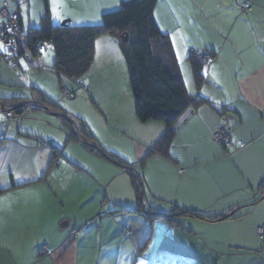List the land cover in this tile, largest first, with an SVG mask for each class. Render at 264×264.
<instances>
[{
    "label": "crops",
    "instance_id": "crops-1",
    "mask_svg": "<svg viewBox=\"0 0 264 264\" xmlns=\"http://www.w3.org/2000/svg\"><path fill=\"white\" fill-rule=\"evenodd\" d=\"M20 1L0 0V9L17 11L25 33ZM121 1L96 8L110 12ZM153 17L194 98L163 155L150 152L165 125L137 120L112 37L95 41L83 84L53 71V51L13 58L0 42V106L44 97L56 106H42L84 124L96 146L74 133L67 141L68 122L53 112L36 109L16 124L14 109L9 120L0 109V264H264L255 235L264 226V0H156ZM193 52L213 55L200 88ZM13 88L29 89L30 99L9 95ZM218 126L228 146L212 141ZM131 176L142 183L140 200ZM41 247L47 256H38Z\"/></svg>",
    "mask_w": 264,
    "mask_h": 264
},
{
    "label": "trees",
    "instance_id": "trees-1",
    "mask_svg": "<svg viewBox=\"0 0 264 264\" xmlns=\"http://www.w3.org/2000/svg\"><path fill=\"white\" fill-rule=\"evenodd\" d=\"M20 2L25 4L27 0ZM155 3L156 0H123L117 11L103 14L101 24L97 26H53L49 15L46 14L38 28L28 29L25 33L21 30L17 11L8 12L18 15V26L24 38V46L15 58L28 55L31 59H36L48 45L54 54L53 71L59 77L75 82L84 78L93 63L95 41L103 36L112 37L119 46L128 72L137 120L141 123L156 121L165 125L164 135L150 152L163 155L175 135L172 130L174 125L193 104L194 98L187 95L170 42L159 31L154 20ZM189 61L195 86L200 88L204 82V65L193 56ZM41 98L39 102L54 105L53 102L44 100V97ZM14 110L19 117L24 114V110L19 107ZM67 127V141H71L75 132H72L70 124ZM77 127L80 138L93 144L88 141L91 137L86 126L79 123ZM54 156L56 157V154ZM131 180L140 200L143 196L142 183L136 176H131ZM185 213L199 216L196 212Z\"/></svg>",
    "mask_w": 264,
    "mask_h": 264
},
{
    "label": "rangeland",
    "instance_id": "rangeland-1",
    "mask_svg": "<svg viewBox=\"0 0 264 264\" xmlns=\"http://www.w3.org/2000/svg\"><path fill=\"white\" fill-rule=\"evenodd\" d=\"M101 0H31L30 4L26 6V4H23V7H21L20 14H22L23 20H24V29L31 30V21H34L37 23V21L41 22V19L48 14L50 19L51 25L53 26H61L64 22L68 21L67 25L74 26V27H83V26H97L101 24V16L105 13H112L119 9V6L117 8H114L110 10V12H103V9H97V3H99ZM19 2H17L18 4ZM99 7V6H98ZM52 52V49L50 46H45L43 51ZM19 63L24 64L26 67V63L23 59L18 60ZM96 68V67H95ZM182 80L185 84H187V70L180 69ZM91 81V78H88ZM31 76L30 79L27 81L24 78L22 79V84L31 85ZM63 82H65L63 80ZM84 78H82L80 81H78L79 84H83ZM23 87V86H19ZM14 90H11V93L9 95H12L14 97H26L30 99L31 97V91L26 88H13ZM49 95H52L53 90H47ZM61 92V104L62 106L66 107L68 106L69 109H72L70 105L72 102L66 103V99L63 98V92ZM84 92V91H82ZM26 101L31 100H25L22 103H25ZM83 106V104L81 103ZM82 106L80 109H82ZM63 109V108H62ZM44 115L46 114L44 111H40ZM59 112V111H56ZM55 112V113H56ZM61 113V112H59ZM33 114V113H32ZM54 114V112H53ZM30 116V117H29ZM69 119L72 121V117L68 115ZM11 118H7L9 120ZM4 120V127H6V122H8L5 119V116H3ZM6 120V121H5ZM31 120V112H26L23 116H15L14 120H10L9 122H16V124H23L27 123ZM73 122V121H72ZM95 129L98 128V125L94 126ZM98 131V130H97ZM96 133V132H95ZM101 131L97 133V135H100L103 137V140L105 141L107 137H105L103 134H100ZM78 137V136H77Z\"/></svg>",
    "mask_w": 264,
    "mask_h": 264
},
{
    "label": "built area",
    "instance_id": "built-area-1",
    "mask_svg": "<svg viewBox=\"0 0 264 264\" xmlns=\"http://www.w3.org/2000/svg\"><path fill=\"white\" fill-rule=\"evenodd\" d=\"M247 8L246 4L241 6V10L244 11ZM0 19L2 20L0 23V42L4 45L8 53L15 58L21 48L24 46V38L21 36V31L18 26V15L17 14H10L6 7L0 10ZM191 56L195 57L201 64L206 65L213 59L212 54L208 53H198L193 52ZM63 97L70 98L71 94L64 91ZM41 107L40 103L37 101H26L25 103H21L19 106L20 109L24 110V113L34 111ZM0 109L4 111L7 118L14 117V110L13 108H3L0 106ZM54 112V111H50ZM23 116V115H21ZM73 126V130L76 134H78V130L75 128L74 122L71 124ZM212 141L220 145L222 147L228 146L230 144V136L229 132L221 126H218L214 133L212 134ZM89 145H93L88 143ZM56 165V164H55ZM129 232L127 229H123V234L127 235ZM75 234V232H74ZM255 235L259 238L260 241H264V226H260L256 228ZM40 257H44L48 255V249L46 247H42L38 252Z\"/></svg>",
    "mask_w": 264,
    "mask_h": 264
},
{
    "label": "water",
    "instance_id": "water-1",
    "mask_svg": "<svg viewBox=\"0 0 264 264\" xmlns=\"http://www.w3.org/2000/svg\"><path fill=\"white\" fill-rule=\"evenodd\" d=\"M68 24V21L67 22H64L63 24H61V26H66ZM126 39H127V37H125V40L124 41H126ZM43 109L45 110V111H54V110H51L50 108H45V107H43ZM56 112V111H55ZM54 112V114L55 115H57V116H59L61 119H63V120H65V121H67L68 122V124H72L73 122L71 121V119H69V118H67L68 116H66L65 114H62V113H59V112H56L55 113ZM76 136H79L78 134H76ZM77 139H79L80 141H82L83 143H85V141H83V140H81L80 138H77ZM85 144H87V143H85ZM89 145V144H88ZM90 147H92V148H96V146L93 144V145H89Z\"/></svg>",
    "mask_w": 264,
    "mask_h": 264
},
{
    "label": "flooded vegetation",
    "instance_id": "flooded-vegetation-1",
    "mask_svg": "<svg viewBox=\"0 0 264 264\" xmlns=\"http://www.w3.org/2000/svg\"><path fill=\"white\" fill-rule=\"evenodd\" d=\"M40 105H41V107L39 108V109H43V107L44 106H42V104L40 103ZM13 107V109H15V108H17V107H19V106H12ZM44 110V109H43ZM45 111V110H44ZM70 126H71V129L73 130V126L70 124ZM75 128L78 130V127L77 126H75ZM72 132H75L74 130L72 131ZM76 134V133H75ZM79 135V134H78ZM80 138V137H79ZM81 139V138H80ZM56 164V165H55ZM57 164H58V162L57 161H55L54 163H53V165L54 166H57Z\"/></svg>",
    "mask_w": 264,
    "mask_h": 264
},
{
    "label": "clouds",
    "instance_id": "clouds-1",
    "mask_svg": "<svg viewBox=\"0 0 264 264\" xmlns=\"http://www.w3.org/2000/svg\"><path fill=\"white\" fill-rule=\"evenodd\" d=\"M22 103V102H21ZM51 110H53V109H51ZM87 143V142H86Z\"/></svg>",
    "mask_w": 264,
    "mask_h": 264
}]
</instances>
